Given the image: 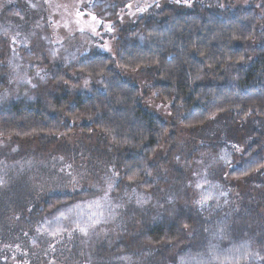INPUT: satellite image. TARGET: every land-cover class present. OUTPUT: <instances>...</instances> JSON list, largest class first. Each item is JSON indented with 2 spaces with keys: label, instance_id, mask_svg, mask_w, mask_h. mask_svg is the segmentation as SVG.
<instances>
[{
  "label": "trees",
  "instance_id": "16d2710c",
  "mask_svg": "<svg viewBox=\"0 0 264 264\" xmlns=\"http://www.w3.org/2000/svg\"><path fill=\"white\" fill-rule=\"evenodd\" d=\"M168 1L103 34L105 51L80 61L29 50L36 24L26 16L20 26L13 5L3 11L0 141L79 132L110 147L97 144L105 151L83 165L87 189L36 188L32 201L3 208L0 264H264V0ZM130 2L89 0L83 11L110 23ZM140 70L155 79L146 90L168 104L171 125L143 110L142 88L122 77ZM214 118L238 125L246 147L236 152L226 124L225 138L204 133L184 155L173 131ZM17 250L30 257L13 258Z\"/></svg>",
  "mask_w": 264,
  "mask_h": 264
},
{
  "label": "rangeland",
  "instance_id": "374dc122",
  "mask_svg": "<svg viewBox=\"0 0 264 264\" xmlns=\"http://www.w3.org/2000/svg\"><path fill=\"white\" fill-rule=\"evenodd\" d=\"M173 2L177 3L176 0H173ZM183 2L184 0H181L177 4L184 5ZM88 3L89 0H0V17L6 7L13 5L20 10L22 17L20 26L26 25L27 21H24L26 16L31 17V19L29 17V23L34 22L36 24L35 29L31 31L30 43L32 48L29 50L39 54L42 45L47 52L54 55L71 52L80 61L79 59L83 55L105 51L108 42L103 39V34L114 33L123 26L128 25V23L136 21V18L140 15L150 14L152 10L160 9L163 5H171L168 0H131L127 7L119 11L113 22L102 23L84 13L83 9ZM226 3L227 5L232 3L237 5L250 4L247 0L238 3L227 0ZM25 4L27 5L25 6ZM2 5L5 6L2 7ZM8 26H10L9 23ZM42 27L45 28V31L41 33ZM147 72L141 70L122 72V77L130 81V84L142 88L138 98L139 105L143 110L163 123L171 125L168 104L161 98L157 99V93L153 89L146 90L155 81V79L148 76ZM217 119L214 118L208 122L203 129L189 131L183 127H177L173 131L178 141V147L184 155L193 149H200V143L203 141L202 134L208 132L207 137L205 136L208 139L213 138L216 134L224 136L227 128L230 136L234 137L235 135L234 138L237 139L234 146L236 152H240L246 147L243 133L239 130L238 125L234 128L225 119L226 122L222 120L221 124L217 125L215 123ZM251 122H248L249 128L255 126V119ZM226 124L227 128L225 127ZM256 124L261 125L258 122ZM257 129L261 132L264 127L259 126ZM198 131L200 132L198 133ZM173 132L169 131L168 134ZM193 134L194 136H192ZM57 139L56 141L50 140L42 143L34 140L27 143H16L15 145L0 141V221H2L0 223V233H2L5 225L1 218V211L3 208L10 206L17 197L23 196L32 201L36 188L37 190H45L47 195H51L53 192L57 194L61 192H81L90 187V181L86 180L85 170L87 167H93L91 161L94 156L93 153L102 152L103 149H109L110 147V142L103 137L99 139L95 135L84 136L79 132ZM97 144L103 149L97 147ZM108 161L102 165H109L112 171L115 164L111 160L109 163ZM84 164L87 165L85 170ZM76 165L81 167L84 176H76ZM11 253L14 254L13 258L15 254H19L16 256L22 258L30 257L18 250L16 253L15 251H11ZM16 262L17 260L14 261V264H17Z\"/></svg>",
  "mask_w": 264,
  "mask_h": 264
},
{
  "label": "snow or ice",
  "instance_id": "6c2138e0",
  "mask_svg": "<svg viewBox=\"0 0 264 264\" xmlns=\"http://www.w3.org/2000/svg\"><path fill=\"white\" fill-rule=\"evenodd\" d=\"M176 2H177V3H180V2H181V0H176ZM184 2H185V3H187V2H188V0H184ZM157 6H159V5H157ZM189 6H190V5H189ZM81 231H84V230H83V229H81Z\"/></svg>",
  "mask_w": 264,
  "mask_h": 264
}]
</instances>
